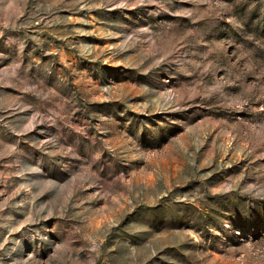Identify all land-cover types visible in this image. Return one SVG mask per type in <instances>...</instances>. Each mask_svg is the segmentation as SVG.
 Listing matches in <instances>:
<instances>
[{"label":"rangeland","instance_id":"1","mask_svg":"<svg viewBox=\"0 0 264 264\" xmlns=\"http://www.w3.org/2000/svg\"><path fill=\"white\" fill-rule=\"evenodd\" d=\"M0 264H264V0H0Z\"/></svg>","mask_w":264,"mask_h":264}]
</instances>
